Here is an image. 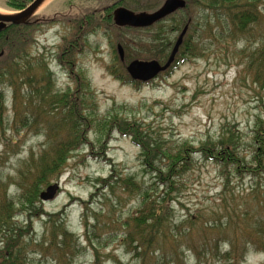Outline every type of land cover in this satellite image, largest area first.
I'll return each instance as SVG.
<instances>
[{"label": "rangeland", "instance_id": "374dc122", "mask_svg": "<svg viewBox=\"0 0 264 264\" xmlns=\"http://www.w3.org/2000/svg\"><path fill=\"white\" fill-rule=\"evenodd\" d=\"M159 1L156 9L164 0L160 4ZM111 3L112 0H46L37 12L41 9H46L43 14L62 11L64 24L43 26L36 31L24 29V35H20L13 53L21 56L19 66L25 67L30 60V75L47 78L49 86L48 92L36 98L34 82L20 86L14 80L11 86L8 77L0 81L3 99L0 204L17 202L22 169L32 162V156L36 161L48 149V135L53 137V146L56 139L63 140L65 133L58 128L59 123L73 106L83 114L81 103L87 94L91 96L95 124L107 119L109 114L116 115L119 123L122 120L144 128L149 138L163 149L175 152L182 145L192 149L186 157L189 165L173 179L163 205L168 209V218L162 226L165 228L167 223L165 233L159 234L143 260L126 252L129 250L122 243L126 234L123 224L140 207L133 184L143 185L142 189L150 194L148 201L156 202L158 208H163L166 194L154 176L145 172L140 149L129 137L119 134L116 126L103 136L93 123L85 132L84 142L66 156L60 176L49 183L48 186L58 184L56 197L47 202L37 198L33 207L14 205L11 208L9 221L21 236L5 240L2 238L5 233H0V264H11L8 247L14 248L18 242L28 249L24 264H58L53 263L48 253L38 255L30 246L31 242L39 243L49 235L45 231H50V218L54 221L51 227L56 221L64 220L63 225L81 250L73 261L65 257L66 261L61 264H95V249L101 256L100 264H264V246L256 249L257 245L248 248L242 259L239 252L237 261L221 258L230 248L228 239L235 229L213 223L217 218L227 221V215L236 217L247 210L252 214V223L259 220L256 216L264 212V203L263 210L259 206L264 200V173L254 175L222 169L205 160L199 152L206 143L217 145L223 134H233L239 150L249 154L248 161L251 157L255 123L264 120V85L255 81L254 70H244V56L264 43L259 37L264 34V16L258 17L255 31L251 33L254 41L246 46L243 41L232 43L218 36L215 22L209 23L211 32L204 27V22L197 24L194 13L195 17L200 13L194 7L189 10L191 22L183 41L203 49L201 54L184 57L183 63L176 64L183 59L184 50L180 46L174 64L167 71L148 83H125L108 71L111 69L117 74L129 63L119 61L116 46L126 47L130 57L138 61H157L152 57L160 54L157 62L163 65L183 30L182 15L177 13L147 30L117 31L99 24L97 17L91 26L81 22L85 16ZM256 8L264 13V2ZM11 12L0 8V14ZM3 53L4 50L0 57ZM60 60L69 67H60ZM15 89L22 102L17 107L19 116L23 117L21 112L29 116L28 124H34L30 128L23 127L25 120L16 129L12 127ZM56 95L66 101L63 111L61 106L53 105L51 98ZM111 174H117L118 179L114 177L110 186L102 187L100 181ZM47 187L42 186L40 193ZM171 235L175 236L174 241ZM192 250L198 252L197 257Z\"/></svg>", "mask_w": 264, "mask_h": 264}, {"label": "trees", "instance_id": "16d2710c", "mask_svg": "<svg viewBox=\"0 0 264 264\" xmlns=\"http://www.w3.org/2000/svg\"><path fill=\"white\" fill-rule=\"evenodd\" d=\"M32 1L33 0H0V8L17 12L25 9ZM102 1L108 2L110 0ZM161 1L162 0L159 1V4ZM185 2V9L180 10L177 13L182 15V28L188 25L187 33L191 22V20L188 19L190 15L189 10L195 7L200 13V15H196V17L194 13V18L197 19V24L200 23V21L202 23L204 22V27L211 32L209 23L215 22V25L220 32L219 35L217 34L218 36L232 43L243 41L246 46L254 41V35L252 36V34L255 31L254 25L258 21V17L264 16V13L256 8V5L264 2V0H185ZM157 4L158 0H112L111 4L105 6L98 12L85 16L84 19L86 21L88 20L86 23L90 26L94 23L95 17H97L100 19L99 24L109 26L117 31L134 30L129 28H117L113 23L112 12L119 7H123L134 13H150L156 10ZM177 13L171 16H174ZM191 16H193V12ZM19 33L20 32H18L13 25L0 32V52L4 50L3 56L0 57V81H4L5 78L8 77L7 82L11 86L14 80L19 81L20 86H30L34 82V84H36L33 93L37 98L40 96V93L48 92L49 80L42 76L34 77L30 75V60L26 62L25 67L19 66L18 60L21 56L17 57L13 54L19 45ZM259 37L264 39V34H261ZM161 47L165 51V48L163 46ZM181 47L184 50L182 53L183 59L177 60L176 64L179 62L183 63L185 61L184 57H195L197 53L200 55L201 51H203V49L198 46H192V44H189L187 41H183ZM123 50L124 62L137 60L136 58L130 57L126 47H124ZM158 55L160 54H157L152 58L158 61L160 60ZM162 58H165V56ZM244 61L246 63L244 70H254L255 81L260 83V85H264V43L245 55ZM108 71L112 75L114 74L116 80L125 83H136L132 82L125 69L121 72H117V74L111 69ZM56 96L58 97L51 98L53 100V105L56 104L59 105V107L61 106L63 111L64 103L66 101L63 96ZM83 98V102L81 103L83 114L77 111V108L73 106L70 111L65 114L61 123L58 125V128L62 129L65 133L63 140L56 139L53 142L56 145L53 146L51 144V139L53 137L48 135V149L44 150L45 152H43L36 161H33L32 156V162H28L25 167L23 166L22 173H20L21 183L18 184L19 196L17 202H11V204L10 202H4L3 204H0V233H5V236H2L3 239H13L14 236H21V233H15L12 229L11 222L9 221L11 208H13L14 205H20L21 208H25L26 206L33 207L37 198H39L38 196L41 187H47L51 181L60 176L66 156L75 150L79 143L84 142L85 132L88 127H91L93 123L95 124L96 119L94 118L92 111L91 96L85 94ZM19 99L20 96L15 89L12 95V104L14 108L12 127L16 129V125L20 124L22 120H25L23 127L30 128L34 124H28L30 121L29 116L24 112H21L23 117L19 116L17 107L22 103ZM2 100V96L0 95V119L3 111ZM42 105H44V101H42ZM38 107L43 109L45 106L38 105ZM113 126H116V131H118L119 134L124 137H129L140 149V157L145 172L154 176L158 185L164 187L163 193L166 194L165 199L162 201L163 208H158L156 202L152 203L151 201H148L150 194L142 189L143 185L140 186L132 182L134 183L133 190L137 192L136 196L140 198V207L135 210L131 214L130 219L123 224L126 229V234L124 235L122 243L125 246V249L129 250L126 251L128 254L143 260L144 253L156 244L159 234H163V232L165 233L167 223L165 224V228H162V226L168 218V209L165 207L166 205H163L166 203V198H168L171 190L170 188L173 185V179L185 170L186 165H189L186 157H189L188 155L192 149H187L184 145L178 147L175 152L163 149L158 142L152 141L149 138L147 131L144 128H141V126L136 123H129L127 121L120 120L119 123V118L112 114H109L108 118L105 120L102 119V121H97L95 129L99 134L107 136L108 132L113 131L111 130ZM80 127L82 128L81 130H79ZM237 143L238 142L236 138L233 137V134L229 136L223 134L219 144L211 145L206 143L200 148L199 152L205 160L217 164L222 169L234 171L235 173H251L254 175L259 174L260 172L264 173V120L259 119L255 123L251 140L252 150L249 152L251 153L249 161V154L242 153L241 150H239ZM246 169L248 172H246ZM114 177L118 179L117 174H111L108 179L101 180L102 187L110 186ZM120 181L123 182V179H120ZM259 187L260 186H258L256 190L258 192L260 191ZM263 203L264 200L262 199L259 205L261 210H263ZM263 214L264 212H261L260 215L256 216L259 220L254 221V223L251 222L252 214L250 215L248 210L246 212H241L236 217L233 215H227V221H220L219 218H217V221H213V223L218 224L219 227L226 228L228 226H233L235 229L234 235L228 239L230 248L226 254L221 256V258L237 261L239 252H242L240 255L242 259L244 254L248 251V248H253L254 245H257L256 249H259L264 246L262 244L264 243ZM62 222H64V220L61 222L58 220L55 225L53 224L51 227L50 224L54 223V221L51 222L50 218V224L48 223L50 231H47V229L45 231L46 233H49V235H46L39 243H30V246L35 248V252H37L38 255L43 256V254L48 253L52 258L53 263L58 264L66 261L65 257L73 261L74 258L81 253L78 241L73 239ZM3 228H5V230H2ZM168 232H170V230ZM171 238L174 241L175 236L171 235ZM203 247L205 248L206 246ZM8 248L7 257L10 260V263L24 264L28 254L27 246H22L21 243L19 244L18 242L14 248ZM209 252L211 253L210 250H208V253ZM192 254L197 257L198 252L192 250ZM94 260L95 264H100L101 256L97 249L94 250ZM117 264L120 263L117 262Z\"/></svg>", "mask_w": 264, "mask_h": 264}, {"label": "water", "instance_id": "95a60500", "mask_svg": "<svg viewBox=\"0 0 264 264\" xmlns=\"http://www.w3.org/2000/svg\"><path fill=\"white\" fill-rule=\"evenodd\" d=\"M45 1L46 0H33V2H31L25 9L18 13L6 15L0 14V31L5 28L6 24L19 25L26 22ZM185 7L186 2L184 0H165L157 10L150 13H134L126 8L119 7L113 11L112 16L114 25L117 28L146 29L163 21L174 13L185 9ZM187 30L188 25L184 26L179 34L165 64L161 65L157 61L134 60L130 62L126 67V72L131 80L140 83H147L155 79L160 73L167 71L174 62L175 56L182 45ZM117 54L120 61H123L124 51L120 45H117ZM58 190V184L50 185L39 194V199L43 202L50 201L56 197Z\"/></svg>", "mask_w": 264, "mask_h": 264}, {"label": "flooded vegetation", "instance_id": "af4514ba", "mask_svg": "<svg viewBox=\"0 0 264 264\" xmlns=\"http://www.w3.org/2000/svg\"><path fill=\"white\" fill-rule=\"evenodd\" d=\"M45 10L44 9H41L39 12L36 11L34 13V15L29 20H27L26 22H24L22 24H19V25H13V26H15V28L18 30V32H20L19 33L20 35H24V33H23L24 32V29H29V30L30 29H33V30L36 31V29H38L40 27H43V26L55 25V24H64V21L61 19V18L64 17V13L62 11L61 12H53L54 14H52V13L51 14H48V13L43 14L45 12ZM18 12L19 11H17V12H11L9 14H15V13H18ZM112 14H113V12H112ZM4 15H6V14H4ZM81 22L82 23H86L87 21L86 20H81ZM74 23H75V21L72 22L73 25H74ZM156 24H154L152 27H154ZM10 26H11L10 24H6L5 28L2 29L0 32L6 30ZM152 27H150V28H152ZM150 28H147V29H150ZM82 30H83V28L81 30H79V32H82ZM119 61H120V59H119ZM58 63H59V66L60 67H64V68L69 67L64 61H61L60 60ZM126 67H125V69H126ZM72 68L73 67L71 66V69ZM132 82H134V81H132ZM136 83H138V82H136Z\"/></svg>", "mask_w": 264, "mask_h": 264}]
</instances>
